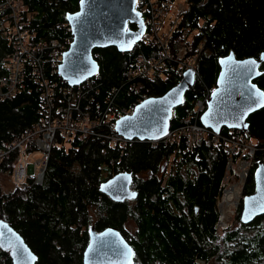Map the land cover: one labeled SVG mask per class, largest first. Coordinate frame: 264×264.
<instances>
[{
  "label": "trees",
  "instance_id": "obj_1",
  "mask_svg": "<svg viewBox=\"0 0 264 264\" xmlns=\"http://www.w3.org/2000/svg\"><path fill=\"white\" fill-rule=\"evenodd\" d=\"M23 14L31 12L27 26L32 45L41 40L72 38L65 14L77 9L78 0H20ZM174 1V0H170ZM186 7L171 33L170 47L190 41L187 55L202 44L195 67L199 78L173 109L170 128L179 118L192 114L193 103L203 86L215 87L218 58L233 51L236 57L257 56L264 49V0H185ZM128 27L135 29L133 23ZM183 31L187 36L183 38ZM191 33V38L187 39ZM12 51L11 38L0 30V75L3 59ZM155 53L153 43L138 41L133 50L118 51L115 46L95 47L92 55L99 64L82 108L88 106L93 119L103 115L107 93L118 88L114 102L127 105L140 92L158 96L176 84L181 75L167 63L163 75L131 81L126 69L138 57ZM44 75L58 86H68L56 68L43 64ZM254 82L264 90V63ZM202 79V81L200 80ZM24 88L10 99H0V142L20 136L39 117V88L25 70ZM248 129L242 135L255 147L242 195L252 192L253 172L264 163V106L252 112ZM199 122V119L198 121ZM96 132L106 131L101 125ZM220 131L226 133L227 128ZM209 140V138H207ZM205 139L190 151L179 143L132 140L109 144L98 135L75 134L68 141L59 132L51 148L41 183L0 189V219L7 221L36 253V264H83L82 253L88 242V228L112 226L121 231L132 246L134 264H264V214L241 223V198L230 227L217 229V198L222 192L228 154L222 145ZM180 155L174 166L159 179L151 173L163 155ZM13 155L0 162V172H11ZM147 174L143 173L147 169ZM128 171L138 187L134 203L113 202L99 190L106 176ZM103 172L106 176H103ZM164 183V184H163ZM131 225V226H128ZM0 264H12L10 254L0 248Z\"/></svg>",
  "mask_w": 264,
  "mask_h": 264
},
{
  "label": "built area",
  "instance_id": "obj_2",
  "mask_svg": "<svg viewBox=\"0 0 264 264\" xmlns=\"http://www.w3.org/2000/svg\"><path fill=\"white\" fill-rule=\"evenodd\" d=\"M135 9L140 11L146 26L139 41L153 43L155 53L146 57H138L129 65L126 69L128 79L137 81L145 76L163 75L168 71L169 61L176 62V65H172L173 68L170 69L178 75H182L185 70L183 68H192L195 79H198L199 73L195 67L196 51L202 48L203 43L197 45L194 48L195 52L191 55H187L191 46L190 41L187 44L183 43L176 54L171 51L170 47L171 33L177 26L185 7L176 6L170 0H136ZM30 15L31 12L23 14V5L20 0H0V30L9 35L12 43V51L3 59L6 70L0 75V99H10L17 91L24 88L26 67L29 68L32 80L39 88L40 97V117L20 136L0 142V162L14 156L10 178L18 187L42 182L51 148L56 143L59 132L66 141L75 134H83L98 135L109 144L126 143L128 140L115 131L116 120L125 114H131L139 102L148 98L147 93L138 90L139 83L131 84L129 88H134L135 92H138V97L127 105H119L114 102L118 88H113L107 93L108 102L103 115L92 119L88 106L82 108L81 100L90 88L93 77H98L97 74L75 86H58L50 82L44 75L43 64L48 63L50 68L57 69L61 54L68 48L71 39L68 37L54 38L50 41L41 40L32 45L28 40L27 29ZM168 15L169 20L166 23ZM182 36L185 38L187 31H183ZM212 89L213 86H203L201 96L193 103L192 114L179 118L178 124L169 128L167 134L158 139L145 141L155 145L159 142L179 143L183 139L184 149L190 151L209 138L213 145H222L228 154L225 174L230 173L235 178L233 175L235 170L239 176L244 169L247 170L248 166L240 160L248 158V153H250L249 156L253 155L255 147L247 143V137L242 135L240 130L227 129L226 133L215 132L197 122L207 106ZM101 125L106 127V131L96 132L95 128ZM241 152L245 156L239 159ZM222 180L221 184L224 185ZM223 190L217 198V203ZM218 213L217 223L224 219L227 224L229 221L227 216L223 217L220 210ZM229 224L224 228H227Z\"/></svg>",
  "mask_w": 264,
  "mask_h": 264
},
{
  "label": "water",
  "instance_id": "obj_3",
  "mask_svg": "<svg viewBox=\"0 0 264 264\" xmlns=\"http://www.w3.org/2000/svg\"><path fill=\"white\" fill-rule=\"evenodd\" d=\"M136 0H78L77 9L65 14L72 38L62 52L57 73L70 86L99 72L92 55L95 47L115 46L118 51L133 50L146 30L144 18L135 9ZM133 23L135 29L128 27ZM264 49L256 56L238 58L231 50L218 58L219 71L215 87L200 114L199 122L215 132L223 127L245 132L247 116L264 106V90L253 79L261 74L259 64ZM255 61L254 64L248 63ZM195 74L185 69L179 81L158 96L139 102L131 114L119 117L115 131L128 141L152 140L168 133L173 109L184 101L185 92L193 86ZM254 187L241 197L239 221L249 223L264 214V163L259 161L253 172ZM131 173L120 171L104 179L99 190L113 200L133 198L130 190ZM0 248L7 251L12 264H36L37 255L23 237L5 220L0 219ZM83 264H134L132 246L115 227L96 230L88 228V242L82 253Z\"/></svg>",
  "mask_w": 264,
  "mask_h": 264
},
{
  "label": "rangeland",
  "instance_id": "obj_4",
  "mask_svg": "<svg viewBox=\"0 0 264 264\" xmlns=\"http://www.w3.org/2000/svg\"><path fill=\"white\" fill-rule=\"evenodd\" d=\"M172 2H174L175 4H176V6H178V5H183V7H186V4H185V0H174V1H172ZM168 20H169V15L167 16V18H166V20H165V22L167 23L168 22ZM191 33H189L188 34V37H187V39H190L191 38ZM190 37V38H189ZM186 58V57H185ZM183 69H186V68H183ZM180 73V72H179ZM200 80L202 81V79L200 78ZM248 139V138H247ZM247 143L248 144H251V141H250V139H248V141H247ZM252 145V144H251ZM250 155V153H248V156ZM242 156H245L244 155V153L243 152H241V154H240V157H239V159H242V158H244V157H242ZM252 156V155H251ZM250 156V157H251ZM241 162H243L244 164H245V166H248V168H249V165H250V160H249V158H245V160H240ZM248 173V172H247ZM247 173H246V176H245V180H246V177H247ZM234 176H235V178H233V179H235L236 181H238L239 180V175H238V172L235 170V172H234V174H233ZM103 176L105 177L106 176V173L105 172H103ZM244 183H245V181H244ZM244 183H243V185H244ZM230 184V181H227L226 182V185L228 186ZM221 186H223V184H220ZM243 185H242V187H241V193H242V188H243ZM15 187V184H13V182L11 181V178H10V174L9 173H6V172H0V189L2 190H6V191H11L13 188ZM240 193V195H242ZM240 198H241V196L239 197V200H240ZM238 204H239V201H238V203H237V205H236V207H238ZM216 206H217V209H218V211H219V207H218V203L216 202ZM235 207V208H236ZM229 213L227 214V219L230 221H227V224L228 223H230L229 225H228V227H230V225L232 224V220H233V217H234V212H235V210H233V208L231 207V208H228V210H227ZM227 224H225V222H222V223H217V229H218V232H221L222 230H224L225 228V226L227 225ZM128 226H131V225H128ZM227 227V228H228Z\"/></svg>",
  "mask_w": 264,
  "mask_h": 264
},
{
  "label": "bare ground",
  "instance_id": "obj_5",
  "mask_svg": "<svg viewBox=\"0 0 264 264\" xmlns=\"http://www.w3.org/2000/svg\"><path fill=\"white\" fill-rule=\"evenodd\" d=\"M249 168L244 169L242 173H240L239 180L236 181L233 179L230 173H226L222 183L223 185V193L218 201V207L220 210V213L223 217L227 216V210L228 208H233L235 210V207L239 201L240 193H241V187L242 184L245 181V172L248 171ZM230 181V184L227 186L226 182ZM224 222V219H221L219 223Z\"/></svg>",
  "mask_w": 264,
  "mask_h": 264
},
{
  "label": "flooded vegetation",
  "instance_id": "obj_6",
  "mask_svg": "<svg viewBox=\"0 0 264 264\" xmlns=\"http://www.w3.org/2000/svg\"><path fill=\"white\" fill-rule=\"evenodd\" d=\"M257 57V56H256ZM262 63H264V62H262ZM262 63H260L259 64V66L262 64ZM259 68V67H258ZM253 82H254V80H253ZM256 83V82H255ZM257 84V83H256ZM261 88V87H260ZM251 114V113H250ZM249 114V115H250ZM248 115V116H249ZM248 116H247V118H248ZM246 118V121H247V123H248V125H249V120ZM247 129H248V127H247ZM127 143V142H126ZM126 143H123V144H121V145H124V144H126ZM156 145V144H155ZM175 158V155L174 154H168V155H163V157L162 158H160L158 161H157V163H156V166H155V168H154V170L152 171V175L154 176V177H156L157 179H159L160 178V176L164 173V172H168L173 166H174V164H173V162L177 159V158H179L180 159V155H178V156H176V159H174ZM150 170H152V169H147L145 172H143V173H145V174H147L148 173V171H150ZM115 174V173H114ZM113 174H111L110 176H106V178L105 179H107L108 177H111ZM164 184V183H163ZM129 188H130V190H133V191H136V196L135 197H133V198H124V199H122V200H113L108 194H106V196L111 200V201H113V202H119V203H121V202H126V203H134V202H136L137 201V197H138V187L136 186V184H135V182H134V179H133V174H131V180H130V183H129ZM119 230V229H118ZM121 232V231H120Z\"/></svg>",
  "mask_w": 264,
  "mask_h": 264
},
{
  "label": "snow or ice",
  "instance_id": "obj_7",
  "mask_svg": "<svg viewBox=\"0 0 264 264\" xmlns=\"http://www.w3.org/2000/svg\"><path fill=\"white\" fill-rule=\"evenodd\" d=\"M261 59H264V54H262ZM248 63L254 64L255 61H249ZM261 95H264V93H262Z\"/></svg>",
  "mask_w": 264,
  "mask_h": 264
},
{
  "label": "crops",
  "instance_id": "obj_8",
  "mask_svg": "<svg viewBox=\"0 0 264 264\" xmlns=\"http://www.w3.org/2000/svg\"><path fill=\"white\" fill-rule=\"evenodd\" d=\"M3 190V189H2ZM6 191V190H5Z\"/></svg>",
  "mask_w": 264,
  "mask_h": 264
},
{
  "label": "clouds",
  "instance_id": "obj_9",
  "mask_svg": "<svg viewBox=\"0 0 264 264\" xmlns=\"http://www.w3.org/2000/svg\"><path fill=\"white\" fill-rule=\"evenodd\" d=\"M242 197V196H241Z\"/></svg>",
  "mask_w": 264,
  "mask_h": 264
}]
</instances>
